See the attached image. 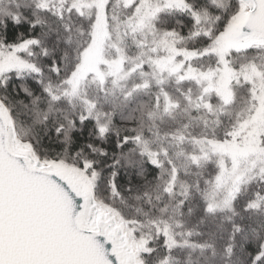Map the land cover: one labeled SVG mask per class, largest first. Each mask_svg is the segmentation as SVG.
<instances>
[{"label":"snow or ice","instance_id":"6c2138e0","mask_svg":"<svg viewBox=\"0 0 264 264\" xmlns=\"http://www.w3.org/2000/svg\"><path fill=\"white\" fill-rule=\"evenodd\" d=\"M0 264H264V0H0Z\"/></svg>","mask_w":264,"mask_h":264}]
</instances>
